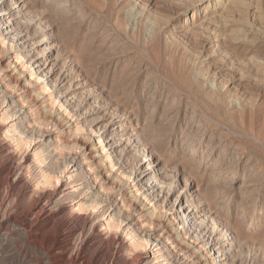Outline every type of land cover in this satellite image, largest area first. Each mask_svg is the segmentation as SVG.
<instances>
[{
    "label": "rangeland",
    "instance_id": "obj_1",
    "mask_svg": "<svg viewBox=\"0 0 264 264\" xmlns=\"http://www.w3.org/2000/svg\"><path fill=\"white\" fill-rule=\"evenodd\" d=\"M26 3L28 19L40 18L41 27L46 23L54 27L53 57L71 69L72 83L78 85L75 92L76 107L79 106V115L71 121L57 111L59 105L56 112L49 107L46 123L27 130L30 135H46L54 148L62 138V129L65 132L85 122L84 131H73L80 135L78 141L72 138L74 134L68 138L69 147L73 142L72 151L68 147L54 152L57 169L69 162V172L73 173V160L80 164L88 161L84 143L92 138L89 147L100 146L99 135L92 130L103 128L116 113L115 116L130 117V125L138 129L136 137H132L130 153L123 157L127 174L120 175L115 168L110 176L119 186L117 194L133 193L134 179L130 176L141 161L149 158L164 183L169 186L179 181L170 200L182 191L185 178L196 181L194 189L200 186L201 197L212 210L214 220L240 235L234 245L237 260L232 264H264V0ZM194 12L198 14L193 20ZM47 32L41 31L37 41ZM38 48H32L30 53L37 54ZM3 53V66L14 62L8 58V51ZM27 78L35 80L28 73L25 82ZM41 81L42 84L44 80ZM35 84L29 86L39 91ZM14 93L9 87L1 88L0 103L6 96L17 98ZM4 108L7 111L9 106ZM53 115L57 118L52 119ZM115 125L110 124L108 129ZM35 145L37 148V141L29 149L30 157ZM23 151L18 152V161ZM82 168L84 176L89 175L84 165ZM65 181L70 182L69 175ZM109 192L102 190L101 196L110 197ZM113 194V205H120L123 195ZM96 214L94 221L100 215ZM107 215L102 222L107 223ZM161 220L173 228L174 222L168 221L166 213ZM148 229H143L142 234L152 233ZM123 231H119L120 236ZM11 241L12 238L8 243ZM198 247L192 245L190 249ZM6 249L0 251L1 264H13L14 250ZM131 251H136V255L132 253L135 256L144 254L143 263L163 264L153 262L156 249L152 243L147 250L142 243Z\"/></svg>",
    "mask_w": 264,
    "mask_h": 264
},
{
    "label": "bare ground",
    "instance_id": "obj_2",
    "mask_svg": "<svg viewBox=\"0 0 264 264\" xmlns=\"http://www.w3.org/2000/svg\"><path fill=\"white\" fill-rule=\"evenodd\" d=\"M27 3L26 0H0V55L8 51V58L14 60L3 66L0 59V90L9 87L17 97L6 96L5 102L0 103V251L12 248L16 264H147L143 263L144 254L135 256L136 251L131 250L142 243L147 250L152 243L156 249L155 263H234V245L240 235L227 224L214 220L212 210L201 197L200 186L194 189L195 179L193 183L185 178L182 191L172 201L170 196L178 188V178L168 186L153 160L147 158L130 176L134 179L133 193L117 194L119 186L110 176L115 168L120 175L127 174L123 157L130 153L132 137H136L135 129H138L130 125V117L115 116L116 113L103 128L92 130L91 133L99 135L100 146L89 147L92 138L87 140L83 148L88 161L80 164L73 160L70 168H74L73 173L69 172L68 161L57 169L54 152L68 148L69 136L84 131L85 122L65 132L62 129L57 148L51 146V139L46 135L45 138L41 134H29L27 127L46 123L49 107L56 112L59 105L57 111L71 121L79 115V106L76 107L78 94L75 92L78 85L72 83L71 69L53 57L54 27L47 23L41 27L40 18L28 19ZM197 14L194 12L193 20ZM41 31L48 32L37 41ZM37 46V54L30 53ZM22 61L25 62L20 64ZM27 73L35 76V80L27 78L25 82ZM40 80L44 82L41 84ZM30 84H38L39 91L33 90ZM56 118L57 115L52 116ZM113 123L115 128L108 129ZM79 136L74 134L72 138L78 141ZM36 141L37 148L35 145L30 157L29 149ZM21 150L25 154L18 161ZM83 165L89 170L87 176ZM106 169L111 173L107 174ZM67 175L70 182L65 181ZM102 190L115 193L113 196L123 195L120 205L117 202L113 205L111 194L103 198ZM96 212L100 215L94 221ZM163 213L168 221L174 222L173 228L162 222ZM106 215L108 221L104 223L102 218ZM145 228L152 233L147 235L143 231L142 234ZM121 229L123 236L119 235ZM10 238L12 241L8 243ZM192 245L199 247L194 251L190 249ZM130 251L135 255L129 257Z\"/></svg>",
    "mask_w": 264,
    "mask_h": 264
}]
</instances>
